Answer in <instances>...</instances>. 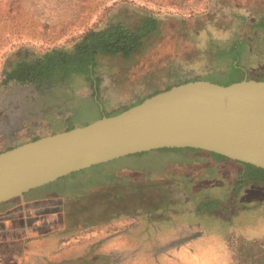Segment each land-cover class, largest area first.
I'll return each mask as SVG.
<instances>
[{
	"label": "rangeland",
	"instance_id": "obj_1",
	"mask_svg": "<svg viewBox=\"0 0 264 264\" xmlns=\"http://www.w3.org/2000/svg\"><path fill=\"white\" fill-rule=\"evenodd\" d=\"M146 15L159 26L131 57L97 53L99 89L84 72L41 85L4 81L25 51L70 50L112 20L136 29ZM263 15L264 0H0V151L32 134L91 123L176 80L228 84L242 72L264 79V27L251 28ZM246 31L241 63L228 67L235 58L222 50ZM130 156L10 200L64 203L65 238L78 242L50 264H238L242 254L264 250L249 244L264 241V182L238 190L237 165L186 149ZM82 245L90 263L74 253ZM181 251L198 255L186 259Z\"/></svg>",
	"mask_w": 264,
	"mask_h": 264
},
{
	"label": "water",
	"instance_id": "obj_2",
	"mask_svg": "<svg viewBox=\"0 0 264 264\" xmlns=\"http://www.w3.org/2000/svg\"><path fill=\"white\" fill-rule=\"evenodd\" d=\"M163 148L202 149L264 168V80L188 81L1 151L0 204L94 165Z\"/></svg>",
	"mask_w": 264,
	"mask_h": 264
},
{
	"label": "trees",
	"instance_id": "obj_3",
	"mask_svg": "<svg viewBox=\"0 0 264 264\" xmlns=\"http://www.w3.org/2000/svg\"><path fill=\"white\" fill-rule=\"evenodd\" d=\"M259 25L264 27V15L258 21L252 23L251 28H255V26H259ZM158 26H159V18L151 15H146L143 19L142 25L136 29L129 27L122 20H112L104 28L99 30H92L86 33V35H84L82 40L76 43L74 47L70 50L56 48L51 51H47L43 54H36V53L30 54L27 51H25L22 57L15 61V65L11 69L6 71V76L4 81L15 80L16 82H19L24 85H35V84L41 85L45 81L48 80L53 81L57 79V77L61 73L62 74L65 73V75L66 74L68 75L71 72H84L89 77V80L93 83L92 77L93 75L95 77V67L97 65L96 62H97L98 52L115 54V55L122 54L125 57H131L137 50H139L142 47L145 36L149 33V31ZM249 36H250V31H246L242 37L232 40L230 45L222 50L225 53L227 51H231V57L235 58V60L230 62L228 67L237 68L238 67L237 65L241 63L242 51L247 48V44L248 42H250ZM22 51H24V49H22ZM248 74L251 75V76L248 75L250 78H257V76L253 77L251 73ZM262 75H264V73ZM95 78L97 79L96 88L99 89L98 83L101 81V79H99V77H95ZM243 78H244V73L242 72L241 77L235 81L242 80ZM198 79H203V78L192 77V78L173 81L172 83L167 84L163 88L155 89L149 92L147 95L143 97H139L137 100H135L133 103L129 105L120 107L116 110H112L111 112H109L110 114L108 115H114L121 111H124L129 107L142 102L145 98L152 96L160 91L167 90L174 85H178L181 83L198 80ZM259 80H264V79H259ZM93 86L95 85L93 84ZM75 126L77 125L72 124L66 126V129H70ZM39 137L40 136H35L33 139ZM175 149H186L189 151L197 152L198 154L210 155L213 159L217 160L218 162H226V163L231 162L232 164L237 165L239 173L235 184L239 187L238 190H240L241 187L245 185L249 180L264 182V168L257 167L255 165L241 162L238 160H233L226 156L202 149H195V148H175ZM164 150H171V149L169 148L156 149L149 152L138 153L130 157H134L136 155L149 154L153 152L154 153L161 152ZM68 232H70L68 229L65 230L64 236H66ZM249 244H251L252 247L257 244L260 247L262 246L264 247V241L260 242L256 239L250 240ZM82 246L83 247L82 249H80V252H74V253H76L79 259L85 258L84 261L90 263L89 257H87L89 256V253H86L87 252L86 251L85 255L84 254L82 255V252L84 250H88L87 248L88 245L87 246L82 245ZM76 250H78V248ZM74 253L71 256L72 258H75ZM238 262H239L238 264H264V250L262 251L257 250L254 252H248L242 254V256H240V259H238Z\"/></svg>",
	"mask_w": 264,
	"mask_h": 264
},
{
	"label": "crops",
	"instance_id": "obj_4",
	"mask_svg": "<svg viewBox=\"0 0 264 264\" xmlns=\"http://www.w3.org/2000/svg\"><path fill=\"white\" fill-rule=\"evenodd\" d=\"M61 130H66V127ZM35 136L43 135L32 134L22 142L18 140L15 146L33 140ZM54 198L46 196L45 199L6 202V209L0 210V264H50L52 256L64 246L78 242L75 237L65 238L64 231L69 224L65 205L52 200ZM46 199L50 201L43 202ZM197 255L183 251L179 253L180 257L186 259L192 256L196 258Z\"/></svg>",
	"mask_w": 264,
	"mask_h": 264
}]
</instances>
